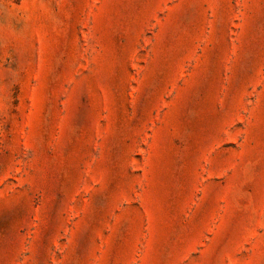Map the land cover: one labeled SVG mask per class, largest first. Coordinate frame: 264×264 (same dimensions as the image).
I'll list each match as a JSON object with an SVG mask.
<instances>
[{
	"label": "rangeland",
	"instance_id": "374dc122",
	"mask_svg": "<svg viewBox=\"0 0 264 264\" xmlns=\"http://www.w3.org/2000/svg\"><path fill=\"white\" fill-rule=\"evenodd\" d=\"M145 234L264 264V0H0V264H143Z\"/></svg>",
	"mask_w": 264,
	"mask_h": 264
},
{
	"label": "crops",
	"instance_id": "0c3cea01",
	"mask_svg": "<svg viewBox=\"0 0 264 264\" xmlns=\"http://www.w3.org/2000/svg\"><path fill=\"white\" fill-rule=\"evenodd\" d=\"M62 237V234L60 232L56 233L55 236L50 239V243L53 244L54 248H51L49 245L48 249L51 250L52 255L56 254V251L59 249V243L58 240ZM145 240L147 243H145V249L146 252L143 253L144 256L141 257L140 263L147 264V263H161V264H169V260L167 259L169 253H165V251L159 250V249H165L167 246L166 244H162L161 242H158L156 240H159L158 238L155 237V235H150V234H145ZM159 248V249H158ZM153 249H158V251L155 253L156 255H152L150 258V261L147 260L146 255H149ZM54 250V251H53ZM8 262H11V264H15V257ZM60 260H58L57 257H54L50 259V264H59Z\"/></svg>",
	"mask_w": 264,
	"mask_h": 264
}]
</instances>
